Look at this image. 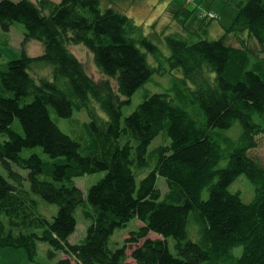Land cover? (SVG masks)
Returning <instances> with one entry per match:
<instances>
[{"label":"trees","instance_id":"1","mask_svg":"<svg viewBox=\"0 0 264 264\" xmlns=\"http://www.w3.org/2000/svg\"><path fill=\"white\" fill-rule=\"evenodd\" d=\"M139 1L0 0V48L16 23L25 27L21 58L4 62L0 53V164L8 172L0 175V248L24 250L31 263L44 242L50 259L66 256L56 264H126L128 250L135 264H264V168L248 156L264 133V0H222L236 15L217 40L207 38L211 21L187 28L193 12L185 7L172 16L178 29L154 23L148 31L115 7ZM34 40L43 47L38 57L25 50ZM78 45L106 81L88 74L73 52ZM36 64L50 65L52 80L34 79ZM175 71L181 76L168 89L146 91L123 117L135 93ZM82 111L87 120H76L75 135L64 133L58 121ZM161 135L167 143L149 152ZM34 149L48 159L25 156ZM97 173L105 176L85 199L74 179ZM241 176L253 186L250 203L230 191ZM33 195L59 207L53 221ZM78 209L90 225L72 245ZM132 220L143 225L112 249L114 232Z\"/></svg>","mask_w":264,"mask_h":264},{"label":"rangeland","instance_id":"2","mask_svg":"<svg viewBox=\"0 0 264 264\" xmlns=\"http://www.w3.org/2000/svg\"><path fill=\"white\" fill-rule=\"evenodd\" d=\"M18 2L20 0H12ZM115 7L127 14L129 17L140 26H143L146 31L150 29V26L154 23L159 29L168 26L173 28V30L178 29L179 26L174 23L172 16L173 13L180 10V8H187L189 11L193 12V16L187 24V28L191 31L197 30L201 21L210 22L209 19L214 20L210 23V31L208 34L209 40H217L225 33V29L232 25L235 18L234 10L222 2V0H193L188 2L187 0H144L139 1L135 4L130 3H117ZM208 14V16H207ZM220 16V20L219 17ZM213 16V17H212ZM217 19V20H216ZM25 27L22 24L16 23L10 33L11 42L8 47L0 48V53H2L4 62L13 61L20 59L22 56V42L24 40ZM25 50L27 54L31 57H38L43 54V47L40 42L34 40L30 42ZM73 52L76 56L83 62L88 74L97 82L106 81V76L103 75L98 69L93 54L83 45H78L73 47ZM150 61L153 59L149 56ZM2 62V60H0ZM30 74L34 79L41 77H47V79L52 80V67L48 64H36L30 70ZM173 76H181V73L175 71L173 75L168 74L166 76H155L153 82L147 84L144 89L139 90L132 97V102L130 106H126L123 109V117L129 116L138 105L143 101V96L146 91L155 94L162 93L168 89L171 85V80ZM114 90L117 91V85L115 82H111ZM93 105L98 109L100 115L103 113L97 102L93 101ZM81 121L87 120L85 111L81 113L76 112L72 120L62 119L58 121L60 129L70 136H74V130L76 127V120ZM13 129L17 132L22 133L21 125L19 120H16L13 125ZM237 129V130H236ZM238 127H235L230 131L231 136H238ZM170 140L168 141V143ZM167 141L164 140V136H159L150 146L149 152L152 151L157 146L161 144H166ZM25 156H29L32 153L40 154L45 160L48 157L40 149L26 150ZM248 156L253 158L260 167L264 168V133H261L257 138V144L255 148L248 152ZM154 167L153 163H150V167L146 168L143 174L137 179V185L139 186L140 181L152 171ZM13 170L20 173L23 178H26L27 171L21 170L16 166H13ZM0 175L7 177L8 172L0 164ZM105 176V173H97L93 175H86L83 177H77L74 179V183L78 189H80L85 197L87 198L90 188L96 185ZM22 184L26 189H29L28 181L25 180ZM157 186L163 195L168 191V187L163 178H158ZM230 191L240 192L241 197L245 203H250L254 197V189L251 183L247 180L245 176L239 177L230 187ZM208 193L204 195L207 199ZM34 200L38 204V211L44 215L49 221H53L54 217L58 214L59 207L55 204L46 202L43 198L38 195H33ZM77 219V228L75 233L69 238V242L72 245L80 244L86 237L87 229L90 225V221L84 218V213L81 209H78L75 213ZM143 224L138 220L130 221L126 227L117 229L111 239V248L116 249L122 247L126 238L130 236L131 233L137 232ZM150 239H162L161 236L152 233L149 235ZM168 246L173 255H176L175 250V240L173 238L167 239ZM142 244V242L140 243ZM135 248V245L130 246ZM50 247L47 243L40 242L38 245V256L35 263H31L26 258V253L24 250H12V249H2L0 248V264H56L60 259L66 258L62 253H58L55 259H50L47 255ZM132 250H128V259L126 264H135L131 257ZM234 255L240 257L243 253L242 247L236 248L234 250ZM72 264H77L75 261Z\"/></svg>","mask_w":264,"mask_h":264},{"label":"built area","instance_id":"3","mask_svg":"<svg viewBox=\"0 0 264 264\" xmlns=\"http://www.w3.org/2000/svg\"><path fill=\"white\" fill-rule=\"evenodd\" d=\"M187 1H189V2H190V1H193V0H187ZM207 16H208V14H207ZM212 17H213V16H212Z\"/></svg>","mask_w":264,"mask_h":264}]
</instances>
